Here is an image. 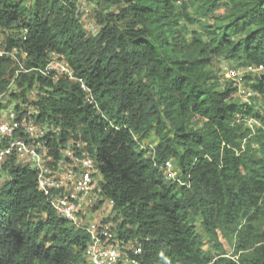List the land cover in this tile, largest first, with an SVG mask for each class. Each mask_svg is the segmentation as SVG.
I'll return each mask as SVG.
<instances>
[{
  "label": "trees",
  "instance_id": "1",
  "mask_svg": "<svg viewBox=\"0 0 264 264\" xmlns=\"http://www.w3.org/2000/svg\"><path fill=\"white\" fill-rule=\"evenodd\" d=\"M0 27L28 67L57 53L89 86L94 103L77 81L32 71L11 97L35 89L37 120L61 144L87 143L141 264H264V78L246 75L250 103L220 80L223 62L264 65V0H0ZM13 72L0 57V90ZM11 176L0 264H89V233L57 214L36 171L14 164Z\"/></svg>",
  "mask_w": 264,
  "mask_h": 264
},
{
  "label": "built area",
  "instance_id": "2",
  "mask_svg": "<svg viewBox=\"0 0 264 264\" xmlns=\"http://www.w3.org/2000/svg\"><path fill=\"white\" fill-rule=\"evenodd\" d=\"M77 15H81L85 22L90 20L91 11L85 1L78 7ZM93 26L92 22L90 27ZM3 40L0 27V57L9 59L14 67L8 83L0 90V187L11 180L14 164L34 169L38 189L47 196L57 214L89 233L86 248L89 264H141L137 257L142 251L141 243L126 238L117 230L120 219L114 220V203L105 200L101 194L102 175L87 143L81 138L69 137L65 144H61L59 130L37 120V109L30 102L35 89L28 94L27 101L11 97V93L19 91L16 81L23 73L32 71L54 80L68 78L77 81L88 92L87 101L94 103L89 86L83 78L75 75L59 54L52 53L45 67H28L27 53L17 47H7ZM220 67L221 83L230 81L236 88L232 93L234 98L250 103L253 97H259L257 90L245 85V78L250 74L264 78V65L230 67L223 62ZM248 123L252 125L254 120L249 119ZM141 146L153 149L149 141ZM164 170L167 178L176 179L171 159L165 162Z\"/></svg>",
  "mask_w": 264,
  "mask_h": 264
},
{
  "label": "rangeland",
  "instance_id": "3",
  "mask_svg": "<svg viewBox=\"0 0 264 264\" xmlns=\"http://www.w3.org/2000/svg\"><path fill=\"white\" fill-rule=\"evenodd\" d=\"M26 2H27V4H31L33 2V0H26ZM225 65H227V64H225ZM226 247H227L228 251H230V248L227 244H226Z\"/></svg>",
  "mask_w": 264,
  "mask_h": 264
}]
</instances>
